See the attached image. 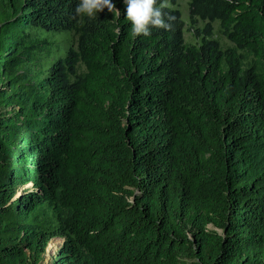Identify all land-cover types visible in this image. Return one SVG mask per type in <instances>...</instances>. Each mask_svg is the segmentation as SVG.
<instances>
[{
    "label": "trees",
    "instance_id": "16d2710c",
    "mask_svg": "<svg viewBox=\"0 0 264 264\" xmlns=\"http://www.w3.org/2000/svg\"><path fill=\"white\" fill-rule=\"evenodd\" d=\"M77 3L0 0V264H264V0Z\"/></svg>",
    "mask_w": 264,
    "mask_h": 264
},
{
    "label": "clouds",
    "instance_id": "9594fccd",
    "mask_svg": "<svg viewBox=\"0 0 264 264\" xmlns=\"http://www.w3.org/2000/svg\"><path fill=\"white\" fill-rule=\"evenodd\" d=\"M123 3L126 5V19L130 21L133 38L149 37L153 28H169L163 11L167 7L165 3H159V6L158 0H123ZM105 9L119 19L121 13L113 0H78L74 15L92 20L97 19L98 13Z\"/></svg>",
    "mask_w": 264,
    "mask_h": 264
},
{
    "label": "rangeland",
    "instance_id": "374dc122",
    "mask_svg": "<svg viewBox=\"0 0 264 264\" xmlns=\"http://www.w3.org/2000/svg\"><path fill=\"white\" fill-rule=\"evenodd\" d=\"M166 4L172 8L178 9L181 13V18L185 22L184 27V38L187 43H198L199 38L197 35V30H201L204 23L202 21H197L195 24H192L189 20V10H188V0H176V4L172 5L170 2ZM214 32L213 38L219 40L220 44L223 47L231 46V43L227 41L221 34L218 32V21L213 23ZM49 243L53 244V247L48 251L45 250L40 264H51L53 256L56 254L57 250L62 245V239L56 240L55 238L51 239ZM48 243V244H49Z\"/></svg>",
    "mask_w": 264,
    "mask_h": 264
},
{
    "label": "bare ground",
    "instance_id": "6f19581e",
    "mask_svg": "<svg viewBox=\"0 0 264 264\" xmlns=\"http://www.w3.org/2000/svg\"><path fill=\"white\" fill-rule=\"evenodd\" d=\"M56 240L58 241V240H61V239H60V238H56ZM52 247H53V244L49 243V244L47 245V247H46V251H47V250L49 251Z\"/></svg>",
    "mask_w": 264,
    "mask_h": 264
},
{
    "label": "water",
    "instance_id": "95a60500",
    "mask_svg": "<svg viewBox=\"0 0 264 264\" xmlns=\"http://www.w3.org/2000/svg\"><path fill=\"white\" fill-rule=\"evenodd\" d=\"M62 243H63V239H62ZM46 250V249H45Z\"/></svg>",
    "mask_w": 264,
    "mask_h": 264
}]
</instances>
